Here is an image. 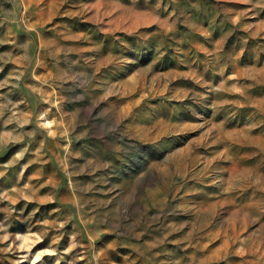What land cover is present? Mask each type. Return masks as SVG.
I'll list each match as a JSON object with an SVG mask.
<instances>
[{
  "label": "rangeland",
  "instance_id": "rangeland-1",
  "mask_svg": "<svg viewBox=\"0 0 264 264\" xmlns=\"http://www.w3.org/2000/svg\"><path fill=\"white\" fill-rule=\"evenodd\" d=\"M0 264H264V0H0Z\"/></svg>",
  "mask_w": 264,
  "mask_h": 264
}]
</instances>
